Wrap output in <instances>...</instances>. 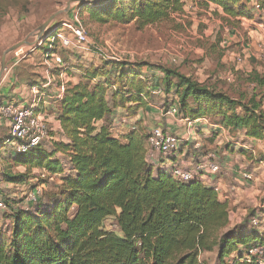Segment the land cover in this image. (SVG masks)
<instances>
[{
    "label": "trees",
    "instance_id": "trees-1",
    "mask_svg": "<svg viewBox=\"0 0 264 264\" xmlns=\"http://www.w3.org/2000/svg\"><path fill=\"white\" fill-rule=\"evenodd\" d=\"M188 1L215 5L230 20L252 19L256 11L254 0H101L80 8L93 21L134 22L143 30L183 14ZM255 2L264 12V0ZM155 71L163 76L161 83ZM249 80L253 94L238 100L149 63L111 59L84 69L59 103L65 141L51 151L46 144L27 154L11 150L6 159L1 176L6 185H27L37 169L58 174L60 184L53 199L36 211L13 209L11 227L0 230V264H260L249 251L264 247V232L248 222L231 226L230 208L213 187L179 181L165 168L155 170L144 129L114 134L119 109L125 112L120 120L136 117L152 92L162 90L166 99L174 95L166 109L177 105L182 119L214 117L225 130L262 140L264 77L253 72ZM9 140V135L1 138L0 149ZM58 153L67 157L68 171ZM20 166L26 173L13 171ZM109 218L118 230L106 229ZM212 253L213 261L201 260Z\"/></svg>",
    "mask_w": 264,
    "mask_h": 264
},
{
    "label": "rangeland",
    "instance_id": "rangeland-1",
    "mask_svg": "<svg viewBox=\"0 0 264 264\" xmlns=\"http://www.w3.org/2000/svg\"><path fill=\"white\" fill-rule=\"evenodd\" d=\"M94 1L98 3L101 0ZM255 1L254 4L256 5ZM69 3L70 6L68 7ZM72 4H76L74 9H72ZM81 4L83 3L77 0H0V7H11V10L14 11L19 9L20 13L29 19L24 24L17 26L14 25V19L17 16L14 14L11 15L9 24H4L6 26L4 29L0 27V69L4 52L10 47L27 40L29 45H25L17 52L8 56L7 67L19 61V69L22 70L21 66L25 64L24 66L28 67L30 71H35L34 74L30 75V81L27 85L35 86L36 84L49 83L51 87L49 86L50 88L45 89L44 93L55 94L62 85L67 87L68 84L70 85V83L78 81V77L84 69H90L91 67L98 68L105 61L118 59L131 63H149L156 67L176 71L205 87L223 92L233 99H248L253 94L254 85L251 84L249 77L253 72L261 71L260 67L264 66L263 61H260L257 56V46L261 43L262 36H264L261 28L264 24V12L253 11L252 19L240 18L239 20H230L228 18L225 19L223 11L219 10L215 5L204 7L193 1H188L183 14L173 15L167 21L140 30L134 22L125 24L110 20L103 24L93 21L90 18L89 11L80 8ZM66 10L67 12L59 15L44 34L38 35L39 28L50 16ZM70 12L71 17L68 15ZM75 13L78 14L80 21H82L87 29L90 44L81 50L75 48L62 49L61 47L56 49V53L64 59L67 65L66 75L62 78L61 70L54 69L49 55L45 52L46 49H49V43L52 39L49 38L47 41L46 37L52 27L58 26L60 28L64 24L72 23ZM2 16L0 13V24ZM32 19H38L35 25L31 24ZM61 33L72 38V33L67 29H63ZM238 57H243L242 63L237 61ZM143 71L147 72L148 70L144 69ZM156 72H153V75H157V82L160 81L161 83L163 76ZM172 98L174 99V95ZM172 98L166 99L164 94L159 96L152 94L147 101L149 103L151 101L150 104L154 108L165 112V105ZM54 102L55 100L51 101V105L48 108L50 116L56 114ZM42 107L40 106V108ZM141 108L144 110L141 114H146V108L144 106ZM148 113L149 118L145 116L146 124L148 125L151 121L156 123L154 119L155 114L150 113V111ZM141 117L143 116L141 115ZM180 118H183V116L181 115ZM207 120L210 119L208 118ZM101 122H99L100 124L97 127L102 125ZM127 123L128 121H125L122 124L126 126ZM140 123H144V121ZM155 125L157 126L158 124L156 123ZM197 125L206 126L198 123ZM197 125L193 127V130H195ZM131 127L133 129L136 128L134 125H131ZM158 128L167 132L163 127L158 126ZM50 129L51 134L55 135L52 132L51 125ZM2 131L9 132L6 128H3ZM114 134L117 137L120 136L116 133L115 128ZM177 137L179 138V144L172 150L169 156L152 153L149 155V158L154 157L153 159L158 160V156H161L164 159H175V155L179 153L183 143L186 141L179 136ZM55 143V141H50L46 144V148L51 151ZM237 143L239 145L236 146ZM206 146L208 147V145ZM225 146L233 147L235 150L237 147V151H240V149L244 150L243 146H245L248 148L245 152L250 153V155H253L252 152L264 155V144L248 142L242 134L239 136L236 133L233 137H230L229 133H225L222 146L217 152L218 156L222 155ZM8 147H11V143H8L5 149H0V200L5 201L7 205V209L0 210V230L5 233L12 225L8 217L13 212V209L23 208L36 211L39 205H46L53 199L56 193L55 188L59 185L57 184V180L52 181V178L47 173H45V177H42L44 172L41 169L34 171L33 175L36 181L32 185H36V189H41L40 198L37 203L29 202L28 196L31 193V188L28 185H24V187L22 185H6L1 176L2 172L7 168L6 159L12 153ZM207 147L203 149L204 152L200 151L197 153L199 157L203 158L204 153L209 151V149L206 150ZM58 157L63 163L67 160L60 155ZM64 165L66 171H68L67 164L65 163ZM175 166L169 165L166 169L171 170V167ZM13 171L15 173H26V167H13ZM249 176L254 180L252 175ZM45 182L51 186L48 190L41 187ZM219 189H222V187ZM244 205L246 208L243 210L231 208L233 225L236 226V224L241 225L248 222L250 228H252L251 222L257 218L260 221L263 220V227L260 231L264 232V197H257L256 203L247 204L245 202ZM105 227L107 230H118L116 228V221L113 218L106 220ZM215 257V253L204 254L201 260H209L211 262Z\"/></svg>",
    "mask_w": 264,
    "mask_h": 264
},
{
    "label": "crops",
    "instance_id": "crops-1",
    "mask_svg": "<svg viewBox=\"0 0 264 264\" xmlns=\"http://www.w3.org/2000/svg\"><path fill=\"white\" fill-rule=\"evenodd\" d=\"M41 1V0H40ZM43 1V0H42ZM76 4H72V9H74ZM17 11L11 10V7L2 8L0 7V13L2 16V22L0 24L1 29H4L10 22L11 15H17L14 19V25L20 26L24 24L25 22L29 21L26 16L20 13L19 9H16ZM69 17H71V12L68 14ZM71 19V18H70ZM36 20L38 19H32L31 24L35 25ZM40 21V20H39ZM262 33V32H261ZM261 43L257 46L258 51V58L261 59L262 56H264V36L261 38ZM28 62V61H24ZM20 62L17 61L13 63L12 65H8L7 70L5 71L4 77L0 82V105L2 104H11V105H27V104H33L35 103L39 110L47 116V120L52 126V132L55 133V135L51 134L52 141L60 142L64 140V133L62 129V125L60 121L58 120V115L60 112V100L62 99L64 93L61 92V88L57 90V93H44L43 91L45 89L50 88V84H39L35 86H28L27 83L30 81L29 77L31 74H34L35 71H30V69L23 64L21 67L22 70L19 69L18 64ZM54 69H58L56 66L52 65ZM59 70V69H58ZM261 71H258L260 75L264 77V67H260ZM263 71V74H262ZM21 77V78H19ZM50 86V87H49ZM62 95L61 99L58 97ZM149 99V98H148ZM49 100V101H46ZM55 100L54 104L56 105L55 112L56 114L50 116L48 114V108L51 105V101ZM151 103V101H150ZM148 101V104L146 106V114H139L136 117L129 118V119H122L120 118L124 115V110L119 109L117 112V118L114 128L116 130V133H118L120 136L126 135L129 130L133 129L131 125H134L135 127L142 128L145 130L146 134H149L152 129L155 127H163L167 132L171 134H175L179 136L181 139L186 140L181 150L177 155H175V159L169 160L164 159L161 156H158L157 159H153L154 157H150L151 163L154 165V169L157 170L159 168H165L167 166L172 165H178L181 168L189 169L195 164L196 162L202 160L209 152L213 151L217 158L218 162L220 163L222 167V172L218 176H213L210 180L209 186L214 187H222V197L220 201L222 203H225L230 208L234 209H240L243 210L245 207L244 203H256L257 197H264V155H259L256 152H252L253 155H250V153H246L245 150L248 148L244 147L243 149H240V151H237L233 149V147L225 146L222 152V155L218 156V149L222 146L223 136L226 133H229L230 137H233L236 133L242 134L245 140L248 142H254V144H264V138L262 140H256L247 138L245 136V133L242 131H228L225 130L220 125L216 124L218 119L214 117H210L208 120L209 124L206 126H198L197 123H195L196 128L193 130V127L195 125H192V127H189L188 120L190 119H182L179 116L178 118H172L168 117L164 114V111H161L157 108H154L152 104H150ZM40 106L42 108H40ZM264 110V105H263ZM155 114V120L158 124L153 123L152 121L146 124V118H149V113ZM150 120V119H149ZM125 121H128L127 125L124 126ZM144 121V123H140ZM194 122V121H192ZM103 124V122H101ZM199 127V128H197ZM3 128L8 129L9 126L6 120L2 119L0 117V139L6 138V136L9 135V132L6 133L3 130ZM65 141V140H64ZM208 145V147L206 146ZM239 145L238 143L236 146ZM206 150L209 149V151H206L203 158L199 157L197 154L200 151H203V149ZM61 156L62 158H67L63 153H58V156ZM158 155V154H157ZM263 158V159H262ZM177 160V161H176ZM66 171V169H65ZM252 175L254 177L253 181H244L245 175ZM50 178H52V181L57 180V184H60L58 174L55 176H52L51 174H47ZM256 180V181H255ZM36 180H33L29 182L27 185L30 187L31 191L36 190L35 186L32 185L33 182ZM12 186V185H10ZM14 186V185H13ZM24 187V185H22ZM45 190H48L51 186L47 182L43 183L42 186ZM248 211V210H247ZM231 226L233 225V220L230 218ZM237 225V224H236Z\"/></svg>",
    "mask_w": 264,
    "mask_h": 264
},
{
    "label": "built area",
    "instance_id": "built-area-1",
    "mask_svg": "<svg viewBox=\"0 0 264 264\" xmlns=\"http://www.w3.org/2000/svg\"><path fill=\"white\" fill-rule=\"evenodd\" d=\"M255 10L259 11L260 7L255 5ZM264 33V24L261 26ZM63 29L69 30L72 33V38L61 33ZM51 42L49 43L50 50H56L58 47L62 49L75 48L81 50L83 47L90 44L89 35L85 25L80 21L78 14L75 13L73 21L70 24H64L62 27L54 30L51 33ZM49 39H47L48 41ZM50 62L61 70V77L64 78L67 72V65L64 59L57 53L49 55ZM264 63V56L261 57L260 61ZM237 61L242 63L243 57H238ZM264 65V64H263ZM264 67V66H263ZM231 81V79H229ZM65 85H62L61 92H65ZM153 95L159 96L163 95L160 90H154ZM62 95L58 98L61 99ZM164 114L168 117L178 118L180 116V110L177 105H172L168 109H165ZM0 117L8 123L9 126V136L11 143L10 148L15 154H27L31 150L45 145L52 141L51 129L47 116L43 114L38 106L33 104L27 105H11L2 104L0 105ZM189 126L194 123L198 124H209V121L205 118L198 119L194 122L189 121ZM97 122L95 125H99ZM179 138L173 134L167 133L162 129L155 127L148 135L147 147L149 150V155L152 153H158L162 156H169L172 150H174L179 144ZM7 151V148H6ZM5 151V152H6ZM1 156V150H0ZM173 176L182 182H190L193 180H200L204 184L208 185L211 182L213 176H218L222 172V167L218 162L216 154L211 151L202 160L193 164L189 169H184L179 166L171 167ZM45 177V174L42 175ZM245 181H253L249 175L244 176ZM216 193H218L219 198L222 197V189L220 187H213ZM41 194V189L37 188L31 191L28 196L29 202L37 203L39 201ZM7 207L3 200H0V210H5ZM252 228L260 231L263 227V220L253 219ZM117 228V227H116ZM262 232V231H260ZM250 256H254L258 259L260 264H264V247L261 245L253 246L250 251Z\"/></svg>",
    "mask_w": 264,
    "mask_h": 264
},
{
    "label": "water",
    "instance_id": "water-1",
    "mask_svg": "<svg viewBox=\"0 0 264 264\" xmlns=\"http://www.w3.org/2000/svg\"><path fill=\"white\" fill-rule=\"evenodd\" d=\"M75 1V0H74ZM78 2L80 3H95L94 0H77ZM70 6V3L68 4V7ZM66 11H61V12H57L55 14H53L52 16L49 17V19L39 28L38 30V35L41 36L42 34H44L47 29L52 25V23L57 19V17L61 14H64ZM58 29V28H56ZM55 29V30H56ZM51 37V34H49L46 39H49ZM25 45H29V42L27 40L21 42V43H18L17 45H14L12 47H10L9 49H7L5 52H4V55H3V60H2V65H1V69H0V81L2 79V76L6 70V67H7V58L10 54L14 53V52H17L18 50H20L22 47H24Z\"/></svg>",
    "mask_w": 264,
    "mask_h": 264
}]
</instances>
